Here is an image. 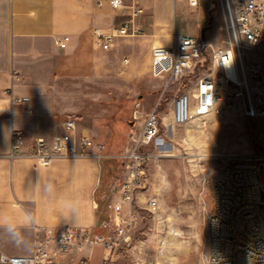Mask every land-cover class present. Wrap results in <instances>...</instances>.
<instances>
[{
  "label": "crops",
  "instance_id": "crops-1",
  "mask_svg": "<svg viewBox=\"0 0 264 264\" xmlns=\"http://www.w3.org/2000/svg\"><path fill=\"white\" fill-rule=\"evenodd\" d=\"M214 2L201 0L192 7L189 0H124V7L115 10L97 0H0L3 253L31 255L36 229L73 227L104 234L108 222L114 232L113 191L122 167L116 156L128 145L125 122L131 116L114 100H130L150 88L146 79L152 76L154 47H174L184 35L222 46L223 12ZM136 8L143 13L134 18L130 35L116 39L108 51L98 48L95 31L120 28ZM189 10L197 18L189 19ZM65 37L70 41L62 49L59 43ZM119 55H125L123 60ZM12 97H27L29 102L14 104ZM67 117L76 120L77 138L86 135L105 151L89 150L85 156L58 157L48 166L38 165L28 155L31 145L37 138L51 141L66 133L62 123ZM14 131L26 135L16 157L11 147ZM109 171L115 178L104 187L102 180ZM148 195H138L135 209H145ZM107 252L103 248L72 252L63 264H79L84 258L90 264H104Z\"/></svg>",
  "mask_w": 264,
  "mask_h": 264
},
{
  "label": "built area",
  "instance_id": "built-area-1",
  "mask_svg": "<svg viewBox=\"0 0 264 264\" xmlns=\"http://www.w3.org/2000/svg\"><path fill=\"white\" fill-rule=\"evenodd\" d=\"M105 1L115 9L124 7V0ZM192 7L197 0H189ZM225 38L215 47L204 38L181 36L174 47H154L152 76L168 78L175 83L187 77L209 59L206 75L197 79L195 90L181 94L175 101L173 121L185 126L194 119L223 117L235 114L250 119L264 118V62L252 60L254 51L264 52V0H220ZM134 9L125 25L112 32L95 31L98 48L111 49L118 38L128 37L134 18L142 14ZM69 37L61 41L66 48ZM14 104L29 102V98L12 97ZM31 113V111H29ZM66 133L51 141L37 138L28 151H105L94 139L76 136L77 123L67 117L62 123ZM160 117L156 110L145 119L140 133L128 137L124 151H146L159 136ZM26 135L12 134V151H23ZM121 176L113 191L111 222L113 236H102L91 229L67 227L59 230L36 229L34 250L29 256H9L0 250V264H63L72 252L103 248L112 253L120 244L131 240L137 225L134 204L139 194L150 189L148 167H120ZM264 167H224L212 189V211L209 216L208 264H264ZM159 201L151 193L145 210L151 214L159 210ZM79 264H90L82 259ZM105 264H113L107 259Z\"/></svg>",
  "mask_w": 264,
  "mask_h": 264
},
{
  "label": "rangeland",
  "instance_id": "rangeland-1",
  "mask_svg": "<svg viewBox=\"0 0 264 264\" xmlns=\"http://www.w3.org/2000/svg\"><path fill=\"white\" fill-rule=\"evenodd\" d=\"M214 3L221 7L220 0ZM187 16L197 18V13L189 10ZM175 24L180 29V21ZM124 56L119 58L123 60ZM249 56L264 62L263 51H254ZM209 67L206 59L175 83L168 78L150 76L146 79L150 88L141 90L130 100H114L131 112L125 122L129 130L126 140L130 132H141L150 112L156 110L159 114V136L145 151L150 155L146 163L150 190L145 194L151 193L160 206L153 214L140 207L135 209L139 211L136 212L138 223L130 242L120 244L112 253L107 252L104 264L110 258L116 259L113 264H208V221L215 180L229 164L264 156V118L228 114L194 119L185 126L174 124L176 99L195 90L197 79L206 75ZM105 227L106 233L98 235L113 236L108 222Z\"/></svg>",
  "mask_w": 264,
  "mask_h": 264
},
{
  "label": "bare ground",
  "instance_id": "bare-ground-1",
  "mask_svg": "<svg viewBox=\"0 0 264 264\" xmlns=\"http://www.w3.org/2000/svg\"><path fill=\"white\" fill-rule=\"evenodd\" d=\"M13 152L12 157H16L19 151ZM88 154L90 153L86 151H30L28 155L35 159L38 165L48 166L58 157L69 158ZM118 158L123 162V167H146V163L150 161V155L145 151H124ZM226 167H264V156L238 161Z\"/></svg>",
  "mask_w": 264,
  "mask_h": 264
},
{
  "label": "trees",
  "instance_id": "trees-1",
  "mask_svg": "<svg viewBox=\"0 0 264 264\" xmlns=\"http://www.w3.org/2000/svg\"><path fill=\"white\" fill-rule=\"evenodd\" d=\"M112 174H113V171H109L108 176H106V177L104 176V178L102 180V186L105 187L108 184V182L111 183L112 179L114 180L115 177H112L114 175V174L113 175Z\"/></svg>",
  "mask_w": 264,
  "mask_h": 264
}]
</instances>
